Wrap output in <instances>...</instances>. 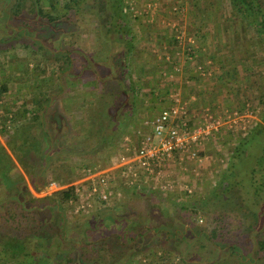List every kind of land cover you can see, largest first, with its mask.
<instances>
[{"label":"trees","instance_id":"16d2710c","mask_svg":"<svg viewBox=\"0 0 264 264\" xmlns=\"http://www.w3.org/2000/svg\"><path fill=\"white\" fill-rule=\"evenodd\" d=\"M29 1H6L16 17H21L22 14L29 17H21L23 23L20 26L6 23L2 27V33L0 28V53L20 46L32 52L45 50L49 55L59 52L65 65H60L58 86L62 92L67 93L74 92L78 86L87 87L84 109L90 114V122L87 124L78 127L70 125L67 119H60L64 118L61 105L57 104L58 107H55L53 104L57 103L58 98L47 95L46 92L43 94L45 102L38 106L37 111L24 107L23 113L29 115L30 120L23 125L35 126L33 129L29 126L16 130L10 144L14 151L19 148L21 163L31 183L37 188L39 178L45 175L55 159L61 160L64 156L68 158L72 153H80L85 163L92 160V155L99 154L96 158H102L101 167L109 166L123 149L125 134H128V119L135 115L144 98H141V89L133 81H128L123 73V67H129V60L136 49L135 37L126 28L128 22L123 1L93 0L100 10L101 25L108 28L107 32L115 42L123 46V54L114 53L113 57L92 62L79 48L75 49L70 45L71 48L61 49L43 41L44 38L52 40L53 36L59 40L67 35L70 28H76L75 23L70 20H75L74 9L79 8V1L82 0H71L65 13L61 14L54 10L47 11L41 0ZM231 3L247 25L254 26L259 41L264 43V0H231ZM52 9L56 7L53 5ZM108 9L112 12H108ZM2 12L5 16L3 19L7 22L10 13L7 9ZM1 36L12 39L8 42V47L2 48L5 42H1ZM191 49L193 51L190 54L194 56L196 49ZM115 66L122 70L116 71ZM254 79L256 80L253 78L247 82L250 95L244 100L240 112L247 109L248 103L257 120L246 133L237 135L232 161L224 173L225 180L192 205L176 203L178 210H186L191 214V219L199 213L207 216L213 212H220L223 218L228 214L227 210L242 214L243 225L237 236L238 240L222 242L221 226L224 225H216L210 230L196 226L184 229L173 228L172 223L166 222L155 227L135 228L136 222H131L125 227L128 229L132 226L135 230L132 233L127 234L123 227L122 232L108 233L95 240H87L83 236L77 241L67 235L69 231L64 213L66 204L78 196L76 187L71 185L59 189L51 196L36 197L26 181H23L15 193L10 191L8 198H2L0 190V264L8 261L18 264H128L142 255L154 253V250H174L182 255L186 264H191V261L197 262L195 264H264V77L257 76L258 98ZM5 87L6 85L0 87L2 94L6 91ZM53 107L54 112L51 109ZM12 120L11 127L17 125V120ZM192 122L193 119L190 120L191 124ZM141 127L142 125L138 128ZM112 145L117 146V151L112 152ZM1 153L0 167L3 166ZM36 156L39 160L33 159ZM94 165L95 163L90 166H97ZM123 190L129 196L138 192L137 189L126 187ZM100 202L105 204L100 216L107 212L117 220L122 218L110 213L112 209L106 205L108 201ZM113 202L114 205L119 204L118 201ZM219 205L223 207L220 210L212 207ZM218 238L220 239L216 241ZM111 245H114L113 250L117 248L119 251L107 257L105 247L112 249Z\"/></svg>","mask_w":264,"mask_h":264},{"label":"rangeland","instance_id":"374dc122","mask_svg":"<svg viewBox=\"0 0 264 264\" xmlns=\"http://www.w3.org/2000/svg\"><path fill=\"white\" fill-rule=\"evenodd\" d=\"M6 1L0 0L1 33L4 32L3 28L6 23L12 26H20L23 23L21 17H29L25 14L16 17L10 4L6 5ZM70 1L41 0V4L47 11L54 10V12L61 14L65 13L66 6ZM121 1L124 2V11L127 14L128 27L126 28L134 35L136 42V49L131 60H129V67H123V73L128 81H133L141 89L140 95L141 98H144L140 102L135 115L128 119L127 135L137 142L139 137L138 127L147 125V121H151L158 114L157 112L176 97L184 102L186 101L190 112L193 114L192 124L201 125L209 120L217 123L221 120V125H219L218 130L214 129L210 135H207L201 145L198 146L199 154L202 157L201 161L190 157L183 164H172L170 168L162 172L156 183L150 180L149 184L153 188L144 186L145 188L130 196L123 190L124 185H118L117 194L119 197L113 201H118L119 204L115 203L114 205V202L110 201L106 205H109L112 209L110 210L111 214L115 213L122 218L117 220L107 212L100 216L105 204L97 199H93L92 205L85 209H79L77 200L67 203L64 209L69 231L67 235L77 241L83 236H86L87 240H95L98 237H105L108 233L122 232L123 227L131 222H136L137 226L135 225V228L140 226L155 227L157 224L161 225L168 222V224L172 223L173 228L184 227V229L196 226L210 230L211 227L216 225L219 227L224 225L221 226L223 232L222 242L225 243L233 239L238 240L237 236L241 233V226L243 225L242 214L239 215L238 212L231 213L227 210L228 214L223 218H221L220 212H213L207 216L203 213H199L198 216L192 215L193 218L191 219V214L188 211H180L176 207V203L182 202L192 205L223 183L225 180L224 173L232 161L233 148L237 144V135L246 133L251 124L254 123L252 120H257L248 103L247 109L240 112L244 100L247 99L245 95L240 98L242 97V91L239 92V97L226 107L224 111H227V114L225 115L224 112L214 111L213 109H207L201 114H196L198 98L193 99L191 97L193 94L198 93L197 89L200 88H198L196 81L203 77L199 73L203 64L199 59L203 56H201V52L204 49L199 41V25L202 21V18L200 19L203 15L202 12L205 9L215 10L224 13L226 17L228 12H234L236 9L232 6L231 0ZM29 2L32 3V1ZM82 2L79 1V8L74 9L75 20H70V22L75 23L76 28H70L66 32L67 35L59 40L56 36H53L52 40L44 38L43 41L50 46H59L61 49L63 47L71 48L70 45L75 49L79 48L87 57H90V62L93 60L103 61L113 57L114 53L123 54V46L115 42L111 34L107 32L108 28L101 25L100 10L96 7L95 1L82 0ZM72 4L71 2L70 5ZM53 5L56 9H52ZM3 9H7L11 15V18L9 15V18L6 19L7 22L3 19L5 18L2 12ZM107 11L112 12L109 9ZM224 14H221V19L229 20V18L223 17ZM238 19L241 20L239 17ZM255 31L250 33L249 36L252 38L251 45L253 46V55L250 56L254 69L253 76L257 80V76L264 77V43L259 41ZM5 33L7 32L5 31ZM10 40H12L10 37L1 36V42H5L2 48L8 47ZM177 40L179 41L177 42ZM17 45L20 46L21 44ZM191 47L196 49L194 56L190 54L193 51ZM41 51L32 52L20 46L11 51L0 53V87L7 85L5 82H1L2 75L10 78V92H3V101L0 102V152H2L1 156L3 158V166L0 167V170H2V173L0 172V190L4 199L9 197L10 191L15 193L17 187L23 181H26L36 197H48L59 189L71 185L75 186L76 183L80 185L79 181L83 178L85 165L90 166L95 163L96 167L102 168V158H96L99 154L92 155V160H86L85 163L80 153H72L67 156L68 158L64 156L61 160L55 159V163H52L45 175L42 176L43 178H39V184L36 188L31 183L26 169L21 163L20 152L18 153L19 148H17V151L12 148L10 140L15 136L16 130L29 126H32L33 129L35 126L23 125L25 121L30 120L29 115L27 117L23 113L24 107L37 111L38 106L45 102V96H43L45 92L47 95H55L58 98H56L57 103L55 99L53 104L55 107L57 104L61 105L64 112V118L60 117L61 120L67 119L70 125L76 127L85 125L88 121L90 122V114L84 109V96L88 88L78 86L74 92H62L57 83V75L61 72L60 65H65L64 58L59 52L49 55L45 50ZM245 56L244 54V59ZM196 64L197 67L195 68ZM115 69L116 71L122 70L121 67L116 66ZM256 80L255 88L258 98L259 82H256ZM189 99L192 100V104L188 102ZM254 105H256V102H254ZM51 109L54 112V107ZM236 110H239L245 118L242 116L238 124L231 126L230 121L234 118L232 116ZM198 111L196 110L197 113ZM13 118L17 120V125L11 127L10 123L13 122ZM127 135L125 134V136ZM112 146L114 147H112V152L117 151V146ZM33 159L39 160V157L36 156ZM42 180L45 182H42ZM85 191L84 189L82 192ZM126 198L127 200H124ZM7 201L10 204V199ZM42 202L43 200H41ZM5 206L8 205L5 203ZM212 207L219 210L223 208L220 205ZM133 231L135 230L132 229V226L126 229L127 234ZM232 235L234 237H231ZM251 238L254 240L253 236ZM219 239H216V241ZM218 243L222 244L219 241ZM111 248L105 247L107 257L119 251L117 248L113 250L114 245H111ZM182 258V255L174 250H154V253L147 256L142 255L128 264H186L185 259ZM189 261L191 260L189 259ZM191 262V264L197 263ZM3 264L18 263L8 261ZM124 264L127 263L124 262Z\"/></svg>","mask_w":264,"mask_h":264},{"label":"built area","instance_id":"2783aa9c","mask_svg":"<svg viewBox=\"0 0 264 264\" xmlns=\"http://www.w3.org/2000/svg\"><path fill=\"white\" fill-rule=\"evenodd\" d=\"M242 116L239 110L234 111L230 125L238 124ZM191 119L193 114L187 103L176 97L151 121H147V125L138 129L137 142L129 136L125 137L123 149L109 166L85 167L80 185H75L78 195L75 200L79 209L91 206L93 199L108 202L117 199L120 184L137 190L144 186L152 187L150 180L156 183L172 163L183 164L190 157L201 161L198 146L214 129H219L221 120L217 123L209 120L199 125L191 124Z\"/></svg>","mask_w":264,"mask_h":264},{"label":"crops","instance_id":"0c3cea01","mask_svg":"<svg viewBox=\"0 0 264 264\" xmlns=\"http://www.w3.org/2000/svg\"><path fill=\"white\" fill-rule=\"evenodd\" d=\"M202 14L200 17L202 21L199 25V41L204 48L201 52V56L204 57L199 59L200 62H203L202 70L199 73L203 77L196 81L200 89L196 87L198 93L191 97L193 99L198 98V109L196 110L199 111L197 113L195 110L196 114H201L207 109H213L224 112L225 115L227 111L224 110L239 97V92L242 91L240 98H243V95L247 97L250 95L247 82L255 77L253 76L254 69L250 58L253 55L252 38L249 34L253 33L255 28L247 25L244 18L236 10L228 12L226 17L222 12L208 9H205ZM221 14H224L223 17L229 18V20H222ZM244 54L246 55L245 59L243 58ZM1 77V82L7 84L5 90L7 93L10 92V78L6 75ZM229 82L230 84H228ZM188 102L192 104L191 99ZM254 121L255 119L252 120V122ZM196 162L198 161L196 160Z\"/></svg>","mask_w":264,"mask_h":264}]
</instances>
